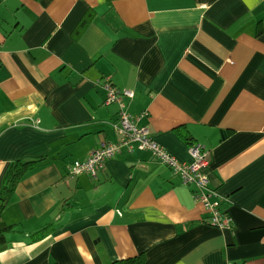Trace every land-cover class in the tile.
<instances>
[{
  "label": "crops",
  "instance_id": "crops-1",
  "mask_svg": "<svg viewBox=\"0 0 264 264\" xmlns=\"http://www.w3.org/2000/svg\"><path fill=\"white\" fill-rule=\"evenodd\" d=\"M105 78L179 163L178 130L209 152L229 227L147 151L67 175L118 138ZM17 162L34 163L1 212L0 264H264V0H0V193Z\"/></svg>",
  "mask_w": 264,
  "mask_h": 264
},
{
  "label": "built area",
  "instance_id": "built-area-1",
  "mask_svg": "<svg viewBox=\"0 0 264 264\" xmlns=\"http://www.w3.org/2000/svg\"><path fill=\"white\" fill-rule=\"evenodd\" d=\"M102 88L105 92L104 105H117V121L112 125L115 135L118 137L114 143L101 142L99 146L88 154L86 160L74 161L67 170V175L76 177L81 174L96 178L106 160H109L126 150L147 151L151 153L162 165L166 166L173 174L177 175L183 185L192 186L191 197L195 202L202 205L208 214L207 223L210 226L224 228L231 224L230 217L220 210L223 199L209 186L208 178V154L209 152L201 145L189 146L192 162L179 163L163 148L154 142L149 132L144 127L136 124L137 119L128 114L124 99H132L133 93L127 90H118L110 81L103 79Z\"/></svg>",
  "mask_w": 264,
  "mask_h": 264
},
{
  "label": "trees",
  "instance_id": "trees-1",
  "mask_svg": "<svg viewBox=\"0 0 264 264\" xmlns=\"http://www.w3.org/2000/svg\"><path fill=\"white\" fill-rule=\"evenodd\" d=\"M179 136L188 143V145H193L189 142L188 135L181 130H178ZM34 162H17L12 164L7 171L3 183L2 189L0 193V252L8 249L9 245L7 242V235L15 232V226L7 225L3 222L1 218V212L5 207L10 195L12 194L16 185L20 182L26 172L32 169V165ZM54 230V223L50 222L39 229L35 230L33 233L29 234L27 237V243L33 244L45 239L52 231ZM139 263V261L135 259L119 261L115 264H135Z\"/></svg>",
  "mask_w": 264,
  "mask_h": 264
}]
</instances>
